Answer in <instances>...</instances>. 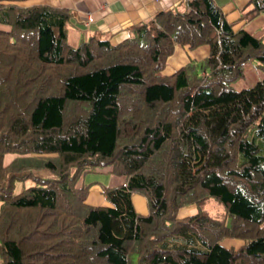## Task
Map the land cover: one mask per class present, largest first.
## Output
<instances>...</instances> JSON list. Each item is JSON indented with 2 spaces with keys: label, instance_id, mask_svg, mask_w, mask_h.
<instances>
[{
  "label": "trees",
  "instance_id": "1",
  "mask_svg": "<svg viewBox=\"0 0 264 264\" xmlns=\"http://www.w3.org/2000/svg\"><path fill=\"white\" fill-rule=\"evenodd\" d=\"M249 7L245 20L264 15V0ZM71 18L0 1L4 264H264V78L231 87L247 62L264 70V36L235 31L215 0L158 12L117 44H72ZM203 45V61L163 73L177 46ZM105 168L127 181L103 187L111 206L89 205L84 178Z\"/></svg>",
  "mask_w": 264,
  "mask_h": 264
},
{
  "label": "crops",
  "instance_id": "2",
  "mask_svg": "<svg viewBox=\"0 0 264 264\" xmlns=\"http://www.w3.org/2000/svg\"><path fill=\"white\" fill-rule=\"evenodd\" d=\"M5 3H14L21 7L47 5L69 10L72 18L68 27L69 41L79 45L83 41L98 35L103 39L117 44L131 35V28L141 23H147L155 14L171 9H184L185 0H0ZM251 0H215L224 12L227 20L235 31L245 29L251 34L264 36V15L247 21L243 13L250 9ZM210 54V47L203 45L195 49L188 46H177L174 53L168 58L163 71L165 75H172L180 68L195 62L203 61ZM111 168L100 169L89 173L84 181L90 185L86 203L93 206H111L103 195V187H116L126 183L125 176L114 175ZM133 203L137 211L143 215L148 213L147 200L139 194L133 195ZM195 205H190L188 213L179 217H186L194 213ZM186 209V208H184ZM183 210V209H182ZM180 210V211H182ZM235 241V240H232ZM240 245L243 241L237 240ZM227 248L224 242H222ZM0 264H4L0 258Z\"/></svg>",
  "mask_w": 264,
  "mask_h": 264
},
{
  "label": "rangeland",
  "instance_id": "3",
  "mask_svg": "<svg viewBox=\"0 0 264 264\" xmlns=\"http://www.w3.org/2000/svg\"><path fill=\"white\" fill-rule=\"evenodd\" d=\"M70 42H71V40H70ZM243 68H244V74H245L244 77L233 82L231 85L232 89H234V90H241L244 88L253 87L258 81H260L264 78V70L262 68V65L256 60H252V61L247 62ZM196 71L198 73L202 72L201 71V63L196 64ZM13 157H14L13 155H7L6 161L7 162L10 161ZM43 175L51 176V174L49 172H43ZM34 184H35V182L31 179L26 180V181H17L15 188H14V193L15 194L20 193L25 187H30ZM189 206L184 207L186 209L182 208L183 210L181 209L182 211H179L180 215H183L184 213L186 215L189 211V209H187V208H189ZM205 209L213 216H219L222 218L225 217L226 211H225L224 206L222 204H220L217 201V199H215V198H210V200L207 202V204L205 206ZM193 210H194V212H196L197 206ZM180 218H183V217H180ZM232 240H235V241H232ZM237 240H240V239L226 238L223 240V242L226 246L238 249L244 244L242 243V245L239 246L240 242ZM241 241H243V240H241Z\"/></svg>",
  "mask_w": 264,
  "mask_h": 264
},
{
  "label": "built area",
  "instance_id": "4",
  "mask_svg": "<svg viewBox=\"0 0 264 264\" xmlns=\"http://www.w3.org/2000/svg\"><path fill=\"white\" fill-rule=\"evenodd\" d=\"M186 2H188L189 0H185Z\"/></svg>",
  "mask_w": 264,
  "mask_h": 264
}]
</instances>
